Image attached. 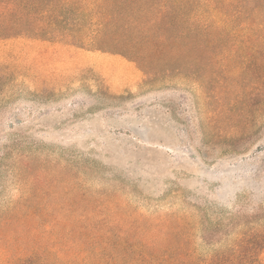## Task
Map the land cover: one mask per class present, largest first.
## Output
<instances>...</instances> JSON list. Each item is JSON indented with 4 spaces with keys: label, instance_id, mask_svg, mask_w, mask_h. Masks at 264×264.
<instances>
[{
    "label": "rangeland",
    "instance_id": "obj_1",
    "mask_svg": "<svg viewBox=\"0 0 264 264\" xmlns=\"http://www.w3.org/2000/svg\"><path fill=\"white\" fill-rule=\"evenodd\" d=\"M57 42L0 39V151L26 153L0 169V209L27 196L30 208L139 225L155 242L183 229L202 245L251 211L264 225V44L217 49L213 68L143 70Z\"/></svg>",
    "mask_w": 264,
    "mask_h": 264
},
{
    "label": "trees",
    "instance_id": "obj_2",
    "mask_svg": "<svg viewBox=\"0 0 264 264\" xmlns=\"http://www.w3.org/2000/svg\"><path fill=\"white\" fill-rule=\"evenodd\" d=\"M260 30L264 0H0V39L90 45L122 53L143 70L165 63L186 69L191 62L213 68L217 49L264 44L249 40ZM1 149L0 169L12 151L26 154L20 146ZM28 199L0 209V264H264V225L253 211L252 219L211 227L217 237L202 245L183 229L155 242L139 225L87 222L76 210L30 208Z\"/></svg>",
    "mask_w": 264,
    "mask_h": 264
}]
</instances>
